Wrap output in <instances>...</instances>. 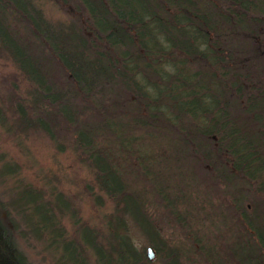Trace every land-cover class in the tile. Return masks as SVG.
<instances>
[{"label": "trees", "instance_id": "obj_1", "mask_svg": "<svg viewBox=\"0 0 264 264\" xmlns=\"http://www.w3.org/2000/svg\"><path fill=\"white\" fill-rule=\"evenodd\" d=\"M0 50L14 128L64 124L92 207L0 193V264H264V0H0Z\"/></svg>", "mask_w": 264, "mask_h": 264}, {"label": "rangeland", "instance_id": "obj_2", "mask_svg": "<svg viewBox=\"0 0 264 264\" xmlns=\"http://www.w3.org/2000/svg\"><path fill=\"white\" fill-rule=\"evenodd\" d=\"M43 10L50 20L68 18L48 1L44 3ZM27 89L25 79L0 50V167L7 168L5 181L2 182L5 187L0 189V193L3 196L4 192L5 198L9 200L18 193L14 199L18 206L27 202L25 189L36 191L41 204L52 202L59 193L71 204L80 219L89 221L92 219V207L81 189L89 175L87 169L79 163L83 156L73 150L71 134L64 128V124L60 122L53 126L50 123L51 133L57 139L54 142H49L41 131L20 133L14 128L18 118L16 106L28 103L25 93ZM162 211V208L149 206L147 214L153 224L161 229L164 239L179 236L175 229L166 225ZM58 219L64 229L70 231L67 217L63 215ZM129 234L138 248L147 247L146 241L136 229L131 228Z\"/></svg>", "mask_w": 264, "mask_h": 264}, {"label": "water", "instance_id": "obj_3", "mask_svg": "<svg viewBox=\"0 0 264 264\" xmlns=\"http://www.w3.org/2000/svg\"><path fill=\"white\" fill-rule=\"evenodd\" d=\"M145 254L148 260H152L153 259V253L152 250L150 248H146L145 249Z\"/></svg>", "mask_w": 264, "mask_h": 264}]
</instances>
